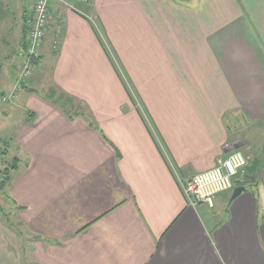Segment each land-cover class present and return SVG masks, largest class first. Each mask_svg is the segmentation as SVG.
Returning <instances> with one entry per match:
<instances>
[{
    "label": "crops",
    "instance_id": "crops-1",
    "mask_svg": "<svg viewBox=\"0 0 264 264\" xmlns=\"http://www.w3.org/2000/svg\"><path fill=\"white\" fill-rule=\"evenodd\" d=\"M34 1L19 0L9 17L0 10L12 47ZM77 6L94 23L49 2L30 86L11 101L25 164L7 196L37 238L32 264H264V168L212 208L190 206L181 189L240 152L227 116L264 118V0ZM8 46L0 38V56ZM22 259L16 233L0 223V264H29Z\"/></svg>",
    "mask_w": 264,
    "mask_h": 264
},
{
    "label": "rangeland",
    "instance_id": "rangeland-1",
    "mask_svg": "<svg viewBox=\"0 0 264 264\" xmlns=\"http://www.w3.org/2000/svg\"><path fill=\"white\" fill-rule=\"evenodd\" d=\"M0 4V10L2 12L5 11V14L9 17L16 12L19 0H0ZM90 16L94 20L93 15L90 14ZM6 33L7 32L3 30L2 24H0V38L7 43H10V47L8 46L2 49L3 56H10L7 61L3 62L2 69H0V91L2 92H7L5 90H7L11 84L14 85V87L16 86L20 77V64L22 61L21 51L18 52V56H14L15 52L20 50V47L11 46L13 43V33L10 35ZM3 56L0 57L3 58ZM34 69L32 74L34 73ZM32 74L23 83L21 90H24L25 88L27 89V87L30 86L29 81L31 80ZM11 77L13 78L11 79ZM41 92L44 94L43 92H45V90L42 89ZM10 94L11 93L2 96L0 94V187L4 185V189L1 190L0 188V223L9 228L13 233H16V236L18 237L19 255L23 258V262L32 264L33 262L30 253L33 248V243L37 238L32 237L27 232L24 224L18 220L17 214L13 211V207L7 196V186L10 179L14 176L15 169H17V167H22L25 164V159L22 156H19L17 145L13 142L15 130L18 128L17 126L21 116L19 115L20 110L15 107L12 109L13 106L11 101L16 98V95L9 99L8 96ZM4 96L7 97V100L5 101H3ZM80 109L83 110L81 107ZM244 119L246 118H242L237 114L227 116L226 122L231 130L230 139L237 141L238 150H240V152L247 158L248 162L253 158H263L264 118L260 121L251 120L249 118L246 120ZM6 176L9 178L7 182L4 181Z\"/></svg>",
    "mask_w": 264,
    "mask_h": 264
},
{
    "label": "built area",
    "instance_id": "built-area-1",
    "mask_svg": "<svg viewBox=\"0 0 264 264\" xmlns=\"http://www.w3.org/2000/svg\"><path fill=\"white\" fill-rule=\"evenodd\" d=\"M52 0H35L32 5L31 20L29 21V29L26 37V46L22 55L20 64V77L14 87L13 92L8 96L9 99L16 93L21 91V86L30 77L35 68V61L41 56V49L48 35V27L50 20L49 2ZM71 10L83 15L88 20L93 21V18L78 9L77 2L82 5H89L90 0H54ZM63 23L60 18L56 19L53 32L51 35L52 49L57 50L62 36ZM7 97H3V101ZM243 156L246 163L238 166L234 162V158ZM248 166V161L244 155L238 151H233L225 158H219L214 167L196 173L185 179L181 183V189L187 199V203L195 207L197 205H206L212 208L216 195L231 191L236 181L244 179L245 169ZM234 169L235 174L230 170Z\"/></svg>",
    "mask_w": 264,
    "mask_h": 264
},
{
    "label": "trees",
    "instance_id": "trees-1",
    "mask_svg": "<svg viewBox=\"0 0 264 264\" xmlns=\"http://www.w3.org/2000/svg\"><path fill=\"white\" fill-rule=\"evenodd\" d=\"M87 7V6H86ZM86 9V8H85ZM27 26L24 25L23 27V30H22V39H21V47H20V50L19 51H16L15 52V57L19 55L18 52H22L21 53V56L23 55V52H24V49H25V46H26V38L27 37ZM58 50V49H57ZM57 50H53L54 52H56ZM10 58V56H5L4 58H2L0 60V69H2V66H3V62L4 61H7L8 59ZM22 60V58H21ZM39 60V59H38ZM37 61H35V65L37 64ZM64 107V106H63ZM80 113H77L81 116H84L83 111H80V108H79V111ZM68 115V114H67ZM70 117V116H69ZM264 150V148H263ZM15 162H18V161H15ZM16 164V163H15ZM264 168V157L263 158H253L252 160L249 161V165L248 167L246 168V173H245V177L244 179L242 180H239L235 183V185H238V184H246L248 181H253V180H256L257 178H259L261 176V173H262V170ZM14 169V168H13ZM8 173V172H7ZM8 177L6 176V179ZM4 180L5 182H7L9 180V178L7 180ZM1 190L4 189V185L0 187ZM1 210V209H0Z\"/></svg>",
    "mask_w": 264,
    "mask_h": 264
},
{
    "label": "clouds",
    "instance_id": "clouds-1",
    "mask_svg": "<svg viewBox=\"0 0 264 264\" xmlns=\"http://www.w3.org/2000/svg\"><path fill=\"white\" fill-rule=\"evenodd\" d=\"M234 162L238 165V166H242L246 163L245 159L243 158V156H237L234 158ZM232 172V174H235L234 169L230 170Z\"/></svg>",
    "mask_w": 264,
    "mask_h": 264
},
{
    "label": "water",
    "instance_id": "water-1",
    "mask_svg": "<svg viewBox=\"0 0 264 264\" xmlns=\"http://www.w3.org/2000/svg\"><path fill=\"white\" fill-rule=\"evenodd\" d=\"M244 190V187L243 186H238V187H235L232 191V194H231V199L235 198L240 192H242Z\"/></svg>",
    "mask_w": 264,
    "mask_h": 264
}]
</instances>
